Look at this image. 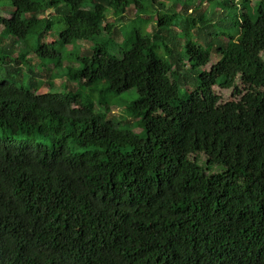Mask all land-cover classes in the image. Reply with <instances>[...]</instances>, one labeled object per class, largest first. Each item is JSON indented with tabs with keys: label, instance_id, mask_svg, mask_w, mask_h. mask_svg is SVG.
<instances>
[{
	"label": "trees",
	"instance_id": "trees-1",
	"mask_svg": "<svg viewBox=\"0 0 264 264\" xmlns=\"http://www.w3.org/2000/svg\"><path fill=\"white\" fill-rule=\"evenodd\" d=\"M62 1L0 0V264H264V0ZM135 17L150 33L38 91L26 48L57 70L55 44ZM131 88L141 134L102 108Z\"/></svg>",
	"mask_w": 264,
	"mask_h": 264
},
{
	"label": "rangeland",
	"instance_id": "rangeland-1",
	"mask_svg": "<svg viewBox=\"0 0 264 264\" xmlns=\"http://www.w3.org/2000/svg\"><path fill=\"white\" fill-rule=\"evenodd\" d=\"M61 2L60 7L61 9L65 8V4L62 0H59ZM92 5V3L90 2V0H86L85 1V6L90 7ZM7 10L10 11V9L8 8V6L6 7ZM127 11L129 10V15L133 14L134 9L132 8V6L130 5L129 7H127ZM171 8V7H170ZM179 6H177L175 8V10H179ZM125 11V13L127 12ZM8 11H6V13H4V15H7ZM51 13H49L48 15H50ZM61 16L58 17L54 16V27L52 29L53 32L49 33L48 37H47V42L51 43L54 40H58L57 37V31L59 28V19ZM149 18L150 20L152 18H154V14L151 16V13L149 14ZM106 22L108 23H113L116 24L117 20L115 21L114 19V15L107 13V18H106ZM146 18L144 17H135L134 19H128L127 21L123 22L122 25L119 27V32L117 31V36L113 35L111 37H109L108 35L102 33L98 38L94 39V40H88V41H74L70 44H60L57 43L55 44L56 49L59 50V52L62 55L63 58V62H62V67L55 70L52 68V65L47 66L46 71L44 69H40V67L38 66L39 60L38 58H36V56L30 52H32L31 50H29L28 48H26V52H27V57L33 61V63L35 64L34 66V70L36 72H42V85L40 87V89L38 90L40 93L46 92L48 90V83L51 81L53 84V89L55 90V92H59V90L61 89H57L59 88V84L62 82H68V85L72 88H75L76 85L70 81L67 80L65 73L67 72V69L69 67H75V62L74 60L78 57H81L84 55V49H87L88 46L94 44V43H103V46L105 47V50L113 55V56H119L121 51L124 49L125 46V42H128V38H130L131 34L136 30L139 29L141 32H147L150 33V31L152 30V26H153V21H145ZM9 40H6V43H8ZM26 42L29 44V46H31L30 44L33 43V39L32 38H28L26 40ZM27 44V45H28ZM33 46V45H32ZM15 47V46H14ZM18 50L19 49H23V46L19 43L18 44ZM213 61H215L217 59L216 56L212 57ZM47 61H44V63H46ZM198 71H200V69L197 70L196 73H191L190 76H195ZM51 76H54V78L51 79ZM70 81V82H69ZM237 89L239 90V92L241 94H244L246 91V85H244L242 82L237 81ZM99 87H101V85H98ZM190 88H193L192 86H190ZM85 93H88L87 89L84 88L83 89ZM214 91L216 92V94L220 97V100L222 102L226 101V100H231L234 98H238V96H235L233 94V88H228V89H222L219 87H214ZM91 96H93L94 98L97 97V93L95 94H91ZM137 97V92L134 88H131L129 90L120 92V93H112V92H107L104 93V97H103V102H105L106 104H103V109H105L106 106H108V110L105 111L106 115L108 116L109 119H111L114 123H116V125L119 128L122 129H126L129 131H132L136 134H141L142 132V128L139 124V120H140V116L136 115L135 113H133L131 110L128 109L127 113H126V108H128V106L132 103V101L134 99H136ZM98 107V106H97ZM128 114V115H127Z\"/></svg>",
	"mask_w": 264,
	"mask_h": 264
}]
</instances>
